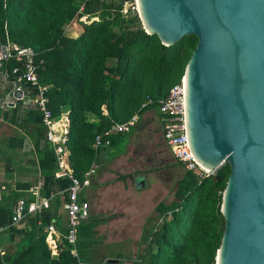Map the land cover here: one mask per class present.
Segmentation results:
<instances>
[{
	"label": "trees",
	"instance_id": "obj_1",
	"mask_svg": "<svg viewBox=\"0 0 264 264\" xmlns=\"http://www.w3.org/2000/svg\"><path fill=\"white\" fill-rule=\"evenodd\" d=\"M123 4L124 0H0V46L11 43L35 52L36 78L46 87L47 109L54 118L68 111L65 144L74 177L80 181L95 160V136L146 111L158 110L157 101L181 81L197 45L195 36H187L173 46H163L156 36L146 34L136 12L122 14ZM85 17L87 21L81 22ZM74 21L81 23V32L70 38L65 28ZM16 67L22 74L14 61L3 66L10 82H16L17 75L12 73ZM20 84L33 96L38 93L37 86ZM147 99L152 104L143 107ZM32 108L25 119L14 111L11 122L34 142L42 196L66 195L72 182L68 177H55L57 161L45 138L43 115L38 107ZM85 113L97 116L99 123L87 122ZM118 136L103 139L112 143ZM22 140L15 138L20 147ZM229 173L228 166L204 178L184 171L175 194L178 202L158 208L162 218L170 215L171 219L143 235L140 264H215L224 230L221 195ZM18 200L16 195L0 201V227H6L10 242L18 239L13 253L7 250L0 255V264H93L87 249L96 234L95 222L78 221L77 257L64 238L67 228L54 256L46 243V228L55 224L51 210L31 215L27 207L33 199L24 201L25 224L19 228L12 225Z\"/></svg>",
	"mask_w": 264,
	"mask_h": 264
},
{
	"label": "water",
	"instance_id": "obj_2",
	"mask_svg": "<svg viewBox=\"0 0 264 264\" xmlns=\"http://www.w3.org/2000/svg\"><path fill=\"white\" fill-rule=\"evenodd\" d=\"M136 7L143 30L163 46L197 38L182 76L189 150L211 175L230 169L215 264H264V0H136Z\"/></svg>",
	"mask_w": 264,
	"mask_h": 264
},
{
	"label": "crops",
	"instance_id": "obj_3",
	"mask_svg": "<svg viewBox=\"0 0 264 264\" xmlns=\"http://www.w3.org/2000/svg\"><path fill=\"white\" fill-rule=\"evenodd\" d=\"M8 77L5 72L0 74V201L16 195L19 200L23 201L32 198L33 201L29 204L37 205L46 200L48 208L42 211L51 210L52 218L55 220V230L62 235L63 230L66 229V216L63 210L66 198L61 192L52 193L48 198L42 196V177L38 152L34 147V142L31 137L11 122L14 111L17 112L20 118L25 119L30 108H39L36 103L39 93L33 96L26 86L14 81H8ZM16 89L22 92V98L18 99L13 96V92ZM24 98L26 99L24 100ZM39 112L42 115L40 108ZM85 118L89 123H99V118L91 113H85ZM54 120L55 133L67 132L68 134V111L66 110ZM30 126L33 127V125ZM44 128L46 138L47 128L45 126ZM113 135L119 136L112 143L109 142L108 145L94 148L93 143L92 148L97 153L95 160L85 174L90 170H93V173L89 176V185L83 188L79 194V199L89 204L88 217L81 221L96 223L94 228L96 234L92 244L87 249V253H89L90 262L93 264H104L108 260L116 261L113 264H140L138 256L144 246L143 235L135 232H143L145 224L151 230L155 229V224L153 223L157 220L155 213L161 218L162 216L156 209L157 204H152L153 208L151 206L141 213H135L134 211L133 213L132 208L141 203L140 201H144L143 196L146 195L147 180L149 178L159 183V186H157L158 190L162 191L163 188L166 190V198H169L170 194L175 198L181 176L187 170L183 163L171 154L165 144L163 125L158 110L146 111L141 116H137L136 122L127 132ZM20 136L23 138L21 147L19 142H15V138ZM46 141H48L47 138ZM49 144L51 143L49 142ZM51 146L58 167L55 177H68L70 180V177L76 178L71 168L66 144L64 146L65 152L62 156V164L57 159L54 146L52 144ZM132 154L135 156L134 159H132ZM165 177L167 179L170 178L168 183L167 181L166 183L164 182ZM135 189L138 193L134 191ZM119 193L120 195H118ZM141 194L142 196H140ZM128 195L132 197V204L127 202L129 201ZM123 202H126V204ZM173 203L174 201L164 205L169 206ZM58 219L59 223H56ZM111 220L113 221L112 225L109 223ZM24 224L21 221L16 226L22 228ZM113 225H122L119 227L128 230L129 236H126L120 242L103 241L104 239L100 241L99 232L97 231H108L110 228L117 227ZM4 228V231L0 233V255L7 250L13 253L18 243V239L14 242L8 240V235L4 233L6 227ZM127 238H131L134 241L128 257L122 258L118 255L103 253L102 250L108 244L117 245L124 242ZM58 239H56V246ZM50 249L52 250V255L57 256V247Z\"/></svg>",
	"mask_w": 264,
	"mask_h": 264
},
{
	"label": "built area",
	"instance_id": "obj_4",
	"mask_svg": "<svg viewBox=\"0 0 264 264\" xmlns=\"http://www.w3.org/2000/svg\"><path fill=\"white\" fill-rule=\"evenodd\" d=\"M83 5L80 7V11L83 10ZM129 11H134L137 14L136 0H124L122 14H127ZM86 18V17H85ZM84 18H82L83 20ZM86 22V21H85ZM35 52L29 47H21L16 44L7 43L0 46V74L4 72L3 66L11 61H14L21 66L22 74H18L19 68L12 70L13 74L17 75L16 82L30 83L38 88V97L36 100L42 115L43 124L47 128L46 138L55 148V154L60 164H62V156L65 152V136L67 132L55 133V120L52 117L51 112L47 109V98L44 96L46 87L41 86L37 82L36 78V66H35ZM19 90V89H16ZM152 104L151 99H147L143 107ZM158 112L163 125V139L165 144L171 151V154L180 162L183 163L187 171L192 172L198 178H204L210 173L203 170L193 159L189 150L187 136L185 132V100H184V87L181 81L170 88L166 98L157 101ZM137 116L133 117L131 121L126 124H115L103 135L98 134L94 139V148L108 145L109 140L103 139L111 134L127 132L131 126L136 122ZM93 173L90 170L82 181L77 178H71V186L66 191L65 203L63 210L66 216V228L67 233L64 236L67 243L72 246V255L77 257L76 251V228L78 221L85 220L88 217L89 204L86 201L79 199L81 190L89 185V176ZM64 193H62L63 195ZM48 208V202L43 200L40 204H29L27 207V213H39L43 209ZM24 201H19L14 209V215L12 217V225L19 224L25 217L24 215ZM4 227H0V233L4 231ZM47 243L49 248L55 249L56 239L62 235L59 234L53 225H49L46 228ZM78 264H84L79 262Z\"/></svg>",
	"mask_w": 264,
	"mask_h": 264
},
{
	"label": "rangeland",
	"instance_id": "obj_5",
	"mask_svg": "<svg viewBox=\"0 0 264 264\" xmlns=\"http://www.w3.org/2000/svg\"><path fill=\"white\" fill-rule=\"evenodd\" d=\"M87 21V18H84L81 22H85ZM81 23H76L71 22L66 28H65V33L68 37L70 38H76L80 32H81V27H80ZM135 156L132 154V159H134ZM180 177V176H179ZM182 177V176H181ZM170 179V178H168ZM168 179L167 177H165L164 182L168 183ZM147 190H146V195H144V201H140L141 203H138V205L136 207L133 206L132 208V212L134 211L136 212H143L146 211L147 208L151 207L152 204L156 205L157 204V210L158 208H160L162 205L164 204H169L170 202L174 203L178 202V200H176V197H172L171 194L169 195V198H166V190L163 188V190H158L157 186H159V183H156V181L152 178H149L147 180ZM167 186V185H166ZM136 192V189L134 190ZM138 193V192H136ZM140 193V192H139ZM145 193V192H144ZM120 195V193L118 194ZM142 196V194L140 195ZM128 199L129 201L128 204H132V197L130 195H128ZM124 204H126V202H123ZM153 208V206H152ZM152 210V209H151ZM133 212V213H134ZM154 212V211H153ZM156 212V211H155ZM136 215V214H134ZM155 216H157V220H155V222H153L155 224V229H159L160 225L163 223V220H167L169 221L171 219L170 215H166V219L165 218H161L158 214L155 213ZM160 218V219H159ZM110 225L113 224V221L111 220ZM118 224V223H116ZM121 224V223H120ZM113 226H117L115 228H110L108 231H103V230H99L97 232H99V236H100V241H110V242H120L122 241L126 236H129L128 230H125V228L123 227H119L122 225H113ZM151 228L147 227V224H145V229L143 232H135V233H141L142 235L145 234L146 231H150ZM134 241H132L131 238H127L126 240H124V242H121L117 245L114 244H108L102 251L103 253H106L108 255H118L122 258L124 257H128L130 251H131V246L133 244Z\"/></svg>",
	"mask_w": 264,
	"mask_h": 264
}]
</instances>
